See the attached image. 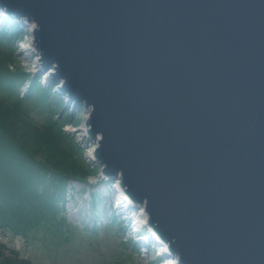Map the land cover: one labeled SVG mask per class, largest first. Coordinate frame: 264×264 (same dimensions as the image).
I'll return each instance as SVG.
<instances>
[{
  "label": "water",
  "instance_id": "obj_1",
  "mask_svg": "<svg viewBox=\"0 0 264 264\" xmlns=\"http://www.w3.org/2000/svg\"><path fill=\"white\" fill-rule=\"evenodd\" d=\"M88 113L176 264H264V0H0Z\"/></svg>",
  "mask_w": 264,
  "mask_h": 264
},
{
  "label": "trees",
  "instance_id": "obj_2",
  "mask_svg": "<svg viewBox=\"0 0 264 264\" xmlns=\"http://www.w3.org/2000/svg\"><path fill=\"white\" fill-rule=\"evenodd\" d=\"M28 32L0 30V223L14 234L62 233L72 228L65 216L74 180L89 186L99 167L88 163L85 149L64 132L72 115L60 110L65 102L53 86L16 65L17 39ZM82 111V107H77ZM36 110L37 113L33 111ZM80 118L76 123H80ZM0 264H31L0 244ZM113 264H124L123 259Z\"/></svg>",
  "mask_w": 264,
  "mask_h": 264
},
{
  "label": "rangeland",
  "instance_id": "obj_3",
  "mask_svg": "<svg viewBox=\"0 0 264 264\" xmlns=\"http://www.w3.org/2000/svg\"><path fill=\"white\" fill-rule=\"evenodd\" d=\"M2 20L0 16V25ZM19 25L23 28V33L28 29L22 22H19ZM24 40L26 41L24 46L28 49L24 50L18 44L16 65L34 75H40L41 70L39 66L36 67L38 56L31 50V39L25 36ZM45 79L46 83L56 80L51 76ZM68 110L72 117L65 130L63 129L64 132L71 135L76 142L78 140L83 148L90 147L88 141L81 142L80 132L77 130L82 126L87 116L86 112L79 113L77 110L71 112V106ZM33 112L37 113L36 110ZM64 114L65 112L61 117ZM77 118L81 119L79 126L75 122ZM102 180H98L97 176H91L89 181L93 188L90 191L83 183H73L66 210L67 220L73 228L69 240L66 234L57 232L45 234L40 230L34 232L31 238L25 239L12 236L11 233L0 229V242L9 249L18 251L22 258L31 261L32 264H113L118 259H123L124 264H155L153 260L156 259L157 253L147 247L145 252H142L134 235L121 224V217L109 215L110 207L113 206L109 195L113 192ZM80 191H83V194H80ZM89 192L97 196L96 207L92 205L93 200ZM110 204L112 206H109ZM114 212L112 209V213Z\"/></svg>",
  "mask_w": 264,
  "mask_h": 264
},
{
  "label": "bare ground",
  "instance_id": "obj_4",
  "mask_svg": "<svg viewBox=\"0 0 264 264\" xmlns=\"http://www.w3.org/2000/svg\"><path fill=\"white\" fill-rule=\"evenodd\" d=\"M29 26H33V23H30ZM30 45H31V47L33 48V44H32L31 42H30ZM39 59H40V57L37 58V65H36V67L40 66V61H39ZM140 210H141V209H140ZM141 212H142V216H143V219H144L145 216H146V213L143 212L142 210H141ZM160 245H161L162 251L165 250V249L167 248V244H166V243H160ZM165 259L167 260V263H166V264H172V263L175 262V259L172 258V257H170V256L166 257Z\"/></svg>",
  "mask_w": 264,
  "mask_h": 264
}]
</instances>
